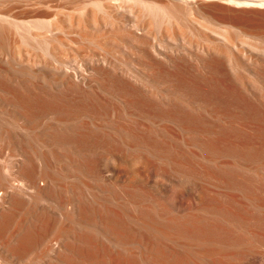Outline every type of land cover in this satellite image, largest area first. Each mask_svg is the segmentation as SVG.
<instances>
[{
	"label": "bare ground",
	"instance_id": "obj_1",
	"mask_svg": "<svg viewBox=\"0 0 264 264\" xmlns=\"http://www.w3.org/2000/svg\"><path fill=\"white\" fill-rule=\"evenodd\" d=\"M53 1L7 0L0 10V264H264V152L254 158L249 147L251 158L206 170L234 192L201 198L194 210L173 197L144 202L141 187L140 198L129 196L124 179L109 193L118 174L102 163L129 160L132 148L146 166L144 142L186 144L196 128L257 124L264 0H68L71 11ZM228 98L245 100L252 121ZM173 125L184 133L167 131ZM189 223L222 241L180 242L177 229Z\"/></svg>",
	"mask_w": 264,
	"mask_h": 264
},
{
	"label": "rangeland",
	"instance_id": "obj_2",
	"mask_svg": "<svg viewBox=\"0 0 264 264\" xmlns=\"http://www.w3.org/2000/svg\"><path fill=\"white\" fill-rule=\"evenodd\" d=\"M6 2V3H4V2ZM59 1H61V0H59ZM59 1L58 0H56V4L58 3V4H62V6H64V5H66L65 7H64V9L66 8V10H68L72 5H75L74 3L72 4V2L70 1V3H68V0H62V2L64 3H59ZM67 1V2H66ZM76 1H78V0H76ZM81 2H82V0H80ZM80 1H78V2H80ZM54 3H55V0L53 1ZM66 2V3H65ZM9 4V2H7V0L5 1V0H0V10H6L7 9V6L8 5H5V4ZM17 3V2H16ZM18 4V3H17ZM72 4V5H71ZM12 5H16L15 4V2L12 4L11 3V6ZM70 5V6H69ZM79 5V4H78ZM10 6V5H9ZM69 6V7H68ZM8 8H10V7H8ZM72 8H73V6H72ZM71 9V8H70ZM69 9V10H70ZM8 10V9H7ZM14 10H16V9H13V11ZM71 10H73V9H71ZM70 10V11H71ZM88 49V48H87ZM86 49V51H88ZM193 75H195V74H193ZM192 75V76H193ZM197 75V74H196ZM219 88H217V89H215V91H216V93L215 94H217V95H219V93H217V90H218ZM220 90L222 91L221 93L223 94L225 91H224V89H222V88H220L219 89V92H220ZM205 92H207L208 93V89H207V91L205 90ZM205 92H203V93H205ZM220 93V94H221ZM226 93V92H225ZM227 99V98H226ZM225 99V100H226ZM228 100L230 101L231 100V102L233 101V102H235V100H232V99H229L228 98ZM241 101V105H243L244 103H245V105H244V107H241V105H240V102L238 101V100H236V104H234V109L236 108H239V109H237L238 111H239V114H241L242 113V115H239L238 114V111L235 109V111H236V113H237V115L238 116H241V117H244V116H246V113H247V115L250 113V106L248 107V105L249 104H247L246 102H245V100H240ZM232 102V103H233ZM237 103H239L238 105L239 106H236L237 105ZM243 103V104H242ZM236 106V107H235ZM256 108H258L257 107V105H254ZM247 107L249 108V109H247ZM241 108H246L247 109V111L245 112L244 110H241ZM251 110H252V108H251ZM235 111H233V112H235ZM242 111V112H241ZM244 112V113H243ZM252 112H254V110L252 111ZM251 112V113H252ZM257 112H259V113H257ZM256 114V115H254L253 117L251 116V115H253V114ZM254 113H252V114H250V116H251V118H253V119H255L254 121H255V123H257L256 125H254V127L257 129V126H258V129L257 130H254L255 128L253 127H245V126H242V125H240V127H239V125H237V126H231V128H230V126L228 127V126H222L221 128L219 127V126H215V127H213V129L210 127L209 128V130L211 129V131H212V133H211V131H209V130H207L205 127H204V129H203V127L202 128H200V130H199V128L197 129L196 128V130H197V132H196V130H194V132H190V136H192V134H193V136L195 137H193L192 136V138H191V140L193 139V142L192 141H190V142H192V143H194V144H192V143H186L185 144V142H182L183 140H181V143H180V141L178 142V139H176V140H174L175 142H173L172 140H170V141H165V142H167V143H156V145L154 144H152V143H150V144H148V142H147V144H146V142H144L142 145H141V147H142V149L143 148H145V150H148V151H150V152H152V153H149V155L147 156L148 158H147V160H148V162H147V164H146V166H145V164L144 163H146V162H140V163H137V164H135L136 162L134 161V160H132V158H131V156L133 155V153H134V149L132 150V148H131V156H130V158H131V160H130V158H129V160L127 159L126 161L124 160V161H120L121 162V164H120V162L117 160V161H113V160H111V159H106V160H103V162L102 163H107L106 165L108 166V165H110L109 167L111 168V169H113L114 171H116V174H118V177L119 176H121V178H118L117 176V178H115L113 181L114 182H111L110 183V185H108V188H106V187H104L103 185H101L100 184V182L99 183H95V181L96 182H98V180H96L95 178L93 179L92 177L90 178L89 177V179H91V182H93V183H95V184H99V185H97V186H99L100 187V190H101V188L103 189V187H104V189L106 188L108 191H109V193H117L118 191H115V190H118V189H120V186L117 184L118 182H119V179H120V181H121V179H124V180H126L127 181V189L129 190L130 189V187H131V189H133V188H135V192H134V189L133 190H129L128 192L130 193V195L129 196H133V194H135V197L137 196V194H138V197L137 198H140V193H141V195L143 194L142 192H140V190H139V188L140 189H144L145 191V194H146V196H145V198H143L145 201L144 202H150L151 204H153V205H155L154 204V202L156 203L157 201L159 202V199H160V201L162 202L161 204H163L164 205V203H165V205H167L168 203V200H169V202L170 201H172L173 199H174V204L177 206V208H178V206H179V208L181 207H186V209H191V208H193V206L195 205H197V204H201L200 203V201H202V199L201 198H203V201L202 202H204V199H206L205 201L207 202L208 201V199H207V197L208 196H210V197H212V196H214V194H216V193H221L220 194V196H223V194H222V192L224 191V190H226L227 192H234L233 190H228V187L226 188V184L223 182H221V181H219V180H216V178H214V177H211V176H208L207 175V172H206V170H210V171H214V172H218V173H222L224 170V168L220 165V164H224L223 162H224V160H225V163H227V160H229L230 159V162H233V161H235V159L237 158V157H244L245 158V156L247 155H249V153H247V150H252L250 153H251V155L253 154V152H255L254 154H256V155H253L252 157H254V158H256L257 157V155H258V153L260 154L261 152H264V148H263V146H264V113L262 112L261 113V111H256L255 110V112ZM260 113H261V115H260ZM257 115H259V116H257ZM262 115H263V117H262ZM250 116H246L247 117V119L248 118H250ZM256 116H257V121L260 123H258L257 121H256ZM260 117V118H259ZM250 118V119H251ZM261 120H259V119ZM263 118V119H262ZM250 119H248V120H250ZM251 121H252V119H251ZM262 122V123H261ZM174 126V127H173ZM172 127H173V129H172V127L170 126V127H168V129H167V131H172V133L174 132V130H175V132L176 133H174V134H177V132H178V134H182V133H184L183 131L184 130H182V128H180V127H178L177 126V128H176V125H173ZM218 129H217V128ZM239 127V128H238ZM174 128H176V129H174ZM179 128H180V130H181V132L182 133H180L178 130H179ZM224 128V129H223ZM233 128V129H232ZM246 128V129H245ZM263 130H261V129ZM215 129V130H214ZM251 130V133H249V131ZM260 129V130H259ZM200 132H199V131ZM205 130V131H204ZM217 130V131H216ZM253 130V131H252ZM164 131V133L166 132L165 131V129L163 130L162 129V132ZM171 131H170V133H171ZM201 131H203V132H201ZM206 131H209V132H206ZM213 131H215V132H213ZM242 131H243V133H242ZM246 131H248V132H246ZM198 132H199V134L200 135H198ZM207 134H206V133ZM219 132V133H218ZM222 134H221V133ZM245 132V133H244ZM255 132H256V134L257 133H259V134H261L263 137H262V140H260V135L259 134H257L256 136L255 135H253V134H255ZM263 132V133H262ZM196 135H195V134ZM209 133H211L210 135H208ZM215 133H217V135L215 136L216 138H217V141H218V138L219 137H221V136H219V137H217L219 134L220 135H222V137L223 136H225L226 138H228V140H229V143L228 142H226V143H224V144H226V147H225V145L222 143V140H220V138H219V141L220 142H216V144H215V142L214 143H212L213 141H214V138L212 137V136H214L215 135ZM248 133V134H247ZM205 134V135H204ZM224 134H226V135H229V137L231 136V140H230V138L229 137H227L226 135H224ZM234 134H235V136H234ZM239 134H240V136H239ZM208 135V136H207ZM240 137H238V136ZM246 135V136H245ZM250 137H249V136ZM251 135H252V137H251ZM259 135V138L257 137ZM200 138H199V137ZM204 137V139H202L203 137ZM209 136H210V138H212L211 139V141H210V139H208L209 138ZM236 136H237V138H236ZM241 136H243L242 138H241ZM244 136H245V139H244ZM255 136V137H254ZM207 137V138H206ZM233 137V138H232ZM248 137H249V139H248ZM258 139H257V138ZM216 138H215V141H216ZM197 139H200V140H198L197 141ZM202 139V140H201ZM207 139V140H206ZM240 139V140H239ZM242 139H243V141H242ZM253 139H255V140H253ZM180 140V139H179ZM234 140H237V141H234ZM259 140V141H258ZM206 142L207 144L210 142V145L208 144L207 146H205L206 144L204 143V142ZM208 141V142H207ZM231 141V142H230ZM234 141V142H233ZM241 141V142H240ZM246 141H248V142H246ZM168 142H169V144H168ZM172 142V143H171ZM195 142H197V143H195ZM236 142V143H235ZM244 142H246V143H244ZM213 144V146H212V144ZM230 143H233V144H230ZM237 143H239V144H237ZM243 143V144H245V145H241V144ZM255 143V144H254ZM258 143H259V145H260V143H262L260 146L258 145ZM188 144V145H187ZM199 144V145H198ZM204 144V145H203ZM228 144V145H227ZM214 145H216V146H214ZM237 145V146H236ZM239 145H240V148H239ZM250 145V146H249ZM252 145H253V147H252ZM257 145H258V147H257ZM153 146H155L154 147V151H152L151 150V148H153ZM204 146V148H202ZM222 146H224V147H222ZM227 146H229V147H227ZM235 146V147H234ZM248 147V148H245V147ZM255 146V147H254ZM188 147H190L191 148V150L193 151H191L190 150V148H188ZM208 147V148H207ZM220 147H222V148H220ZM233 148V150H232V148ZM249 147H251V148H249ZM259 147H261L260 149H257V148H259ZM155 148H156V150L158 151L157 153H156V151H155ZM185 148H186V150H185ZM193 148V149H192ZM212 148V149H211ZM219 149V151H220V154L221 155H219V151H218V149ZM228 148V149H227ZM231 148V149H230ZM256 148V149H255ZM262 148H263V150H262ZM205 149H208V151L212 154L213 153V157L215 158V160H216V162H214V160L213 159H210L211 160V163L209 164V162H210V160H208L207 159V154L206 153H208V151L206 150L205 151ZM216 149H217V151H216ZM224 149H226V151L224 150ZM241 149V150H240ZM246 149V150H245ZM181 152V151H186V153H188V151L189 152H192V155L194 156H191L190 154L191 153H189V154H187V157L185 156H183V153H182V155L179 153V151ZM188 150V151H187ZM221 150H223V152L221 151ZM246 151V153L247 154H244V151ZM214 151H216L217 153H216V155H214L215 154V152ZM239 151V152H238ZM241 151V152H240ZM248 151V152H249ZM260 151V152H259ZM154 152V153H153ZM196 152V153H195ZM198 152V153H197ZM205 153V155H204V153ZM225 152V154H224V156H223V154L222 153H224ZM241 153L242 155H239V154ZM160 154V155H159ZM197 154H199V155H197ZM135 155V154H134ZM133 155V156H134ZM163 155V156H162ZM188 155H190V156H188ZM196 155V156H195ZM205 156V158H204V156ZM217 155H219V157L217 156ZM245 155V156H244ZM251 155H249L248 157H250L251 158ZM260 155H262V156H260ZM258 157H261V158H258L257 159V161H259L258 163L259 164H257L258 166H259V168H260V170H264V168H262V166L264 165V160H263V157H264V154L263 153H261ZM198 156V157H197ZM202 156V157H201ZM256 156V157H255ZM171 157H172V159H171ZM196 157H197V159H196ZM225 157V158H224ZM247 157V158H248ZM166 158V159H165ZM198 158L200 159V160H198ZM246 158V159H247ZM253 158V159H254ZM183 159V160H182ZM202 159H203V161H202ZM206 159V160H205ZM220 159V160H219ZM232 159V160H231ZM111 160V161H110ZM166 162H165V161ZM174 160H176V161H174ZM182 160V161H181ZM218 160V161H217ZM262 160V161H261ZM81 161H83V160H81ZM104 161H106V162H104ZM131 161V162H130ZM134 161V162H133ZM171 161V162H170ZM173 161V162H172ZM180 161V163H177V162H179ZM213 161V162H212ZM220 161V162H219ZM223 161V162H222ZM78 162H80V161H78ZM111 162H113V164L111 163ZM119 162V163H118ZM168 162V163H167ZM170 162V163H169ZM174 162H176L177 164H175ZM229 162V161H228ZM83 163V162H82ZM81 163V164H82ZM85 163V162H84ZM116 163V164H115ZM165 163H167V164H165ZM184 165H183V164ZM216 163V164H215ZM115 164V165H114ZM120 164V165H119ZM124 164V165H123ZM128 164V165H127ZM143 164H144V167H143ZM178 164H181L180 166L178 165ZM118 165L120 166V167H118ZM141 165V166H140ZM217 165H219V166H217ZM261 165V166H260ZM125 166H127V167H125ZM133 168H132V167ZM136 166V167H135ZM177 166H179V167H177ZM139 169H138V168ZM142 169H141V168ZM223 168V169H219V168ZM264 167V166H263ZM124 168V169H123ZM130 168H132V171H133V174H132V171H131V169ZM204 168H206V169H204ZM262 168V169H261ZM130 169V170H129ZM218 170V171H217ZM220 170H221V172H220ZM223 170V171H222ZM128 171V172H127ZM203 171V172H202ZM124 172V173H123ZM125 172H126V174H125ZM205 172H206V174H205ZM197 175H196V174ZM204 173V174H203ZM120 174V175H119ZM130 174V175H129ZM196 176H195V175ZM202 176H201V175ZM125 175V176H124ZM135 175V176H134ZM139 177H138V176ZM131 176V177H130ZM133 176V177H132ZM200 176V177H199ZM204 176V177H203ZM128 177H130V178H128ZM208 177H210V178H212V179H210V178H208ZM126 178V179H125ZM136 178V179H135ZM215 180H214V179ZM132 181H131V180ZM93 180V181H92ZM194 180V182H192ZM134 181V182H133ZM136 181V182H135ZM138 182V183H137ZM140 182V183H139ZM218 182V183H217ZM113 184H115V186H113ZM131 184H133V185H131ZM140 184H141V186H140ZM221 186H220V185ZM142 185H143V187H142ZM101 186H103V187H101ZM116 186H118V187H116ZM134 186V187H133ZM136 186V187H135ZM138 186V187H137ZM112 187V188H111ZM147 187V188H146ZM148 187H149V189H148ZM114 188V189H113ZM116 188H118V189H116ZM136 188H138V189H136ZM224 188H226V189H224ZM98 190H99V188H97ZM148 189V190H147ZM203 191H202V190ZM207 189V190H206ZM214 189H217V190H214ZM223 189V190H222ZM113 190V191H112ZM147 190V191H146ZM176 190V191H175ZM206 190V191H205ZM212 190V191H211ZM214 190V191H213ZM219 190V191H218ZM120 191V190H119ZM149 191V192H148ZM218 191V192H217ZM225 191V193H227ZM102 193H104L105 191H101ZM132 192H133V194H132ZM137 192V193H136ZM216 192V193H215ZM105 193H108V192H105ZM150 193H151V196H150ZM208 193V194H207ZM153 194H154V196H153ZM206 194H207V196H206ZM148 196H150V197H148ZM174 196L176 197V198H174ZM219 196V197H220ZM154 197V198H153ZM158 199H157V198ZM172 197H173V199H172ZM204 197H206V198H204ZM210 197H208V198H210ZM214 197H218V194H217V196H214ZM214 197H213V199L211 198V200H212V202H214L215 201V199H214ZM153 198V199H152ZM171 198V199H170ZM148 199V200H147ZM151 199V200H150ZM157 201H156V200ZM176 199V200H175ZM152 200H155V201H153L152 202ZM210 200V201H211ZM214 200V201H213ZM164 201V202H163ZM176 201V202H175ZM178 201V202H177ZM210 201H208V202H210ZM181 203V204H180ZM190 204V205H189ZM169 205V204H168ZM167 205V206H168ZM181 205V206H180ZM183 205V206H182ZM191 206V207H190ZM195 206H194V208H195ZM170 208H172L171 206H170ZM184 208H182V209H184ZM194 208H193V210H194ZM192 210V209H191ZM176 211V210H175ZM187 211V210H186ZM185 211V212H186ZM196 214L197 213H199L198 215H200V212H195ZM208 217V216H207ZM207 219V221H211V219H209V218H206ZM219 221V220H218ZM201 223V222H200ZM202 223H204V222H202ZM208 224V223H207ZM187 225V224H186ZM185 225V226H186ZM180 226V225H179ZM184 226V227H185ZM188 226V228L190 229V228H192L191 227V225H190V223H189V225H187ZM186 226V227H187ZM204 226H206L205 224H204ZM204 226H202V228H203V231H202V229L200 228V230H196L195 228V230H193V229H190V232H189V230H187L188 228H186V230H187V232H186V230L184 231V230H181V232H180V229H184V228H182L181 226V228L180 229H177L178 231H176V233H177V236H179V238H178V240H181V238H182V241H180V242H183L184 243V241L187 239V242H189L190 240H191V238H193V239H196V238H198V237H201V238H203V239H201L203 242L205 241V239H206V241L203 243V242H201V240H199V238H198V240L202 243V247H203V245L205 244V246L208 248V244H207V242L208 243H212V242H215V240L213 241V237L211 238V236H213V235H217V237L215 238V239H217V238H219L220 236L222 237V234H221V232L219 231V233H215L214 234V232H212L211 230H209V231H207L208 230V226H206L207 227V230L205 231V227ZM179 228V227H178ZM183 231H184V233L186 234V236H184L185 234L183 233ZM199 231V232H198ZM200 231H202V232H200ZM212 233H211V232ZM197 232V233H196ZM205 232V233H204ZM182 233V235H180V234ZM191 233V234H190ZM193 233V234H192ZM196 233V234H195ZM206 235V237L204 236V234ZM208 234H211V235H208ZM188 235H190L189 237H188ZM194 235H195V238H194ZM197 235V236H196ZM201 235H203V237L201 236ZM219 235V236H218ZM182 236V237H181ZM192 236V237H191ZM209 236H210V238H209ZM215 237V236H214ZM212 239L211 240V242L208 240V239ZM236 240H238L237 239V237L235 238ZM219 240H221L220 238H219ZM222 241V240H221ZM178 243H179V241H178ZM210 247H211V245H209ZM176 248V252H179L180 250H184V249H182V248H179L178 246L177 247H175ZM178 248H179V250H178ZM201 248V247H200ZM242 249H245L244 247L242 248ZM178 250V251H177ZM246 250V249H245ZM207 251H208V249H207ZM247 251V250H246ZM243 252H245V251H243Z\"/></svg>",
	"mask_w": 264,
	"mask_h": 264
}]
</instances>
